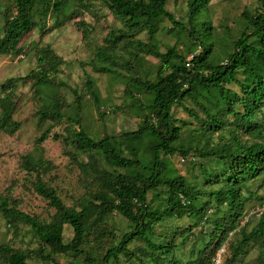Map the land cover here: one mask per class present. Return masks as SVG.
Masks as SVG:
<instances>
[{
    "label": "trees",
    "instance_id": "trees-1",
    "mask_svg": "<svg viewBox=\"0 0 264 264\" xmlns=\"http://www.w3.org/2000/svg\"><path fill=\"white\" fill-rule=\"evenodd\" d=\"M6 1L11 9L3 13L0 56H18L22 52L18 43L34 28L35 14L43 18L48 13L58 14L67 2ZM94 1L101 3L124 26L123 31L109 33L105 38L106 47L103 52H98L102 60L109 59L107 52L118 51V45L124 44L123 50H135L129 55L133 61L138 58L136 52L158 61L153 80L128 79V83L150 95L151 102L146 106L139 105L144 115L137 129L117 137L92 139L76 120L65 119L67 123H75L79 127L77 131L61 136V144L67 149L71 160L76 161L79 171L83 175H91L96 184V190L82 196L76 207L64 206L55 191L36 178L32 184L34 193L54 210L49 222L41 223L37 217L18 211L5 196H0V215L7 226L21 224L28 227L37 241V248L30 253L42 261L53 263L55 256L72 253L80 254L83 258L74 259L70 264H209L224 241L223 234L227 233L226 238L236 230L238 238L235 242L229 239L224 246L227 255L225 258L223 256L221 264H237L238 256L264 237L263 213L249 231H246L248 223L240 226L245 202L243 197L251 196L246 191V184L256 182L261 177L264 181V0H255L257 6L251 12H241L240 21L244 24L224 62L216 65L208 62L211 42L198 43L199 38L193 27L196 17L210 0H186L188 29L166 11L167 0ZM160 19L167 20L178 32H185L196 44L186 46V52L190 53L186 58L190 57L189 60L184 55H178L174 47L159 53L151 44L125 41L139 30H144L148 40H152L157 31L156 22ZM201 30L208 33L210 26L202 24ZM195 47L199 48L196 54L191 51ZM40 51L42 54L39 52L37 55L38 66L34 72L30 71L21 79L9 78L0 85V132L11 135L19 128V124L11 119L15 105L13 90L17 82L32 80L34 94L39 93L37 86L51 84L49 76L56 72V66L46 60L45 51ZM129 64V61H125L124 66ZM107 72L112 71L106 68L95 71L101 74ZM242 74L248 78V82L237 79ZM230 84H234L238 90L227 89L226 86ZM85 85L86 92L97 107L98 96L88 76H85ZM185 102L191 103L196 110L185 107ZM74 106L77 111L80 110L77 96ZM175 106L182 107L191 121L174 119L172 109ZM37 115L38 124L58 122L65 118L61 102L54 98L47 106H42ZM49 130L46 128L35 144L42 143L48 137ZM125 152L127 156L123 155ZM91 153H100L103 163L112 170L98 171L89 156ZM80 154L86 155L88 162L76 160ZM175 155L180 157V163L191 166L190 155L200 160L193 166L198 171V179L194 176L195 180L189 181L175 173L167 159ZM20 165L28 173H37L38 169L46 167L45 163L35 161L28 155L22 157ZM213 169L217 170L214 174ZM218 184L221 187L213 189ZM150 192L158 201L155 205L146 201ZM204 197L205 200L202 199ZM195 202L197 209L193 208ZM210 208L213 209L209 214L211 220L206 217ZM195 213L200 215L199 223H209L211 232L203 234L209 238V242L195 250L193 259L181 263L176 252L184 245L190 226L185 229L174 226L169 235L155 234L154 228L166 220L180 221ZM111 215L121 217L126 221V226L115 242H106L104 239L112 237V233L98 229L100 225L104 228L107 226L106 220ZM228 218L231 222L225 225L227 230L211 244L220 223ZM66 227L71 230L72 236L64 243L62 234ZM202 229L204 232V227ZM89 235L96 242L102 239V243H109L100 257L83 251ZM176 239L179 240L178 244ZM131 244L132 248L128 249ZM30 253L7 245L0 246L3 264H28ZM255 264H264V256L256 259Z\"/></svg>",
    "mask_w": 264,
    "mask_h": 264
},
{
    "label": "rangeland",
    "instance_id": "rangeland-1",
    "mask_svg": "<svg viewBox=\"0 0 264 264\" xmlns=\"http://www.w3.org/2000/svg\"><path fill=\"white\" fill-rule=\"evenodd\" d=\"M256 6L255 0H210L208 6L200 12L193 27L197 38H199L198 43L211 42L212 44L208 57L209 63L216 65L225 60L232 49L233 41L236 40L237 34L244 24L240 21L241 12L243 10L251 12ZM8 9H11L10 3L0 0V35L3 13ZM165 9L176 22L188 29L186 0H167ZM34 22V28L26 33L18 43L22 52L18 56H0V85L9 78L21 79L30 71L34 72L38 66L36 60L40 50L45 51L46 60L55 64L56 72L49 76L50 85L36 87L38 94L33 93L32 80L26 79L16 83L13 90L15 105L11 119L19 124V128L11 135L0 132V196L7 197L10 203L15 204L18 211L37 217L41 223H47L54 214V210L34 193L32 184L36 178L46 187L53 189L66 207H76L82 196L96 190V184L91 175H83L77 168L76 161L71 160L67 155V149L62 146L60 137L77 131L79 125L92 139H100L103 136L117 137L121 133L136 130L144 115L141 106L149 105L151 96L128 83V79L135 77L140 81L153 80L158 69V61L140 52H136L138 58L133 61L129 55L132 50L133 52L135 50L129 48L123 50L124 44L118 45V51L107 52L109 59L102 60L98 52H103L105 49V38L109 33L123 31L124 26L122 21L114 18L101 3L94 0H67L58 14L48 13L43 18L37 13L34 16ZM202 24L210 26L208 33L201 30ZM156 25L157 31L152 40H148L144 30H139L125 41L132 40L142 44H151L159 53H164L167 48L174 47L178 55H184L185 58L190 55L189 52H186V46L192 45L193 41L185 32H178L165 19L158 20ZM195 45L193 44V46ZM191 51L196 54L199 48H192ZM189 59L190 57L186 58V60ZM125 61H129L130 64L124 66ZM99 68L111 69L112 72L95 73ZM85 76H88L93 82L98 96L97 107L94 106V101L86 92ZM237 79L239 81L246 79L248 82V78L243 74L238 75ZM226 88L232 91L238 90L234 84H230ZM76 96L80 101V110L78 111L74 108ZM53 98L61 102L65 118L58 122L48 121L38 124L37 112L42 106H47ZM184 106L196 110L189 102H185ZM172 117L177 120L191 121L183 108L178 106L173 107ZM65 119L76 120L79 125L67 123ZM46 128L50 129L48 137L42 143L35 144V140ZM183 137H187L185 132H183ZM26 155L35 161L39 160L41 163H45L46 167L43 170L38 169L37 173H28L20 165L22 157ZM123 155L127 156L126 152ZM89 156L98 171L112 170L103 163L100 153H91ZM179 158L177 155L167 157L169 166L176 174L185 176L189 181H194V176L197 178L198 171L193 166L200 163V160L196 156L190 155L189 158L192 159L193 165L191 166L180 163ZM76 160L88 162L89 159L86 155L80 154ZM216 187H221V184L214 186L213 189ZM246 191L251 196L248 194L245 198L243 197L245 202L240 226L248 223L249 228L246 231H249L255 226L257 218L262 215L261 213L257 216L255 212L264 202L263 177L256 182L247 183ZM146 201L151 205L158 203L151 192L147 194ZM193 208L197 209V202L194 203ZM211 210L213 209L210 208V211L206 213L208 219H210L209 216L211 217L209 215L212 213ZM199 222L201 221L198 213L180 221L170 219L155 226L154 233L169 235L174 230V226H178L179 229L190 226V233H187L184 245L179 247L176 252L180 262L184 263L186 260L194 258L196 249L209 242L206 235L210 232L203 235L205 233L202 231L203 227L204 230L209 227V223L205 225L204 222ZM230 222L231 220L228 218L220 223L211 244L223 231L227 230L225 225H229ZM106 224L105 228L100 225L98 231L104 229L112 233V237L104 240L115 242L120 232L124 230L126 221L118 215H111L106 220ZM235 225L236 222L233 223V226ZM235 232L236 230L231 231L226 238L227 233L223 234L224 239L222 240L224 241L217 249L219 251L223 248L222 259L227 255L224 246L228 240L235 242L238 238ZM62 235L63 242L67 243L72 232L66 227ZM102 241L100 239L99 242H96L92 239V235L87 236L83 251L94 257H100L106 246L109 245ZM175 242L178 244L179 240L176 239ZM1 245L30 253L37 248V241L28 227L21 224L7 226L4 218L0 215ZM132 246V244L129 245L128 249H131ZM217 250L213 257L218 252ZM263 256L264 237L241 253L238 256L237 264H255V260ZM82 258L80 254L67 253L55 256L52 263L42 261L30 253L27 263L70 264L74 259L82 260ZM0 264H3L1 259Z\"/></svg>",
    "mask_w": 264,
    "mask_h": 264
},
{
    "label": "built area",
    "instance_id": "built-area-1",
    "mask_svg": "<svg viewBox=\"0 0 264 264\" xmlns=\"http://www.w3.org/2000/svg\"><path fill=\"white\" fill-rule=\"evenodd\" d=\"M261 213H264V202L261 204L260 209L255 212V214L257 216H259ZM220 250L215 254L214 257H212L210 259L209 264H221L222 263V256H221V254L223 252V248L220 249Z\"/></svg>",
    "mask_w": 264,
    "mask_h": 264
},
{
    "label": "water",
    "instance_id": "water-1",
    "mask_svg": "<svg viewBox=\"0 0 264 264\" xmlns=\"http://www.w3.org/2000/svg\"><path fill=\"white\" fill-rule=\"evenodd\" d=\"M209 232H211V228L210 227H206L205 230H204V233L207 234Z\"/></svg>",
    "mask_w": 264,
    "mask_h": 264
}]
</instances>
